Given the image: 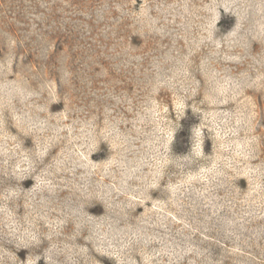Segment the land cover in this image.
Returning a JSON list of instances; mask_svg holds the SVG:
<instances>
[{"label": "rangeland", "instance_id": "rangeland-1", "mask_svg": "<svg viewBox=\"0 0 264 264\" xmlns=\"http://www.w3.org/2000/svg\"><path fill=\"white\" fill-rule=\"evenodd\" d=\"M0 264H264V0H0Z\"/></svg>", "mask_w": 264, "mask_h": 264}]
</instances>
